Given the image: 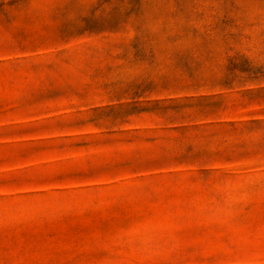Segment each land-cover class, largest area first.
<instances>
[{"label": "rangeland", "instance_id": "374dc122", "mask_svg": "<svg viewBox=\"0 0 264 264\" xmlns=\"http://www.w3.org/2000/svg\"><path fill=\"white\" fill-rule=\"evenodd\" d=\"M0 264H264V0H0Z\"/></svg>", "mask_w": 264, "mask_h": 264}]
</instances>
